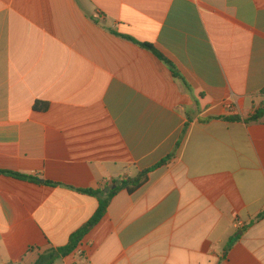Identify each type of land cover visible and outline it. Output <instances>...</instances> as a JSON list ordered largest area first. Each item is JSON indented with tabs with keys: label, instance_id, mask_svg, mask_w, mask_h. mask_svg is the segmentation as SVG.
<instances>
[{
	"label": "crops",
	"instance_id": "obj_1",
	"mask_svg": "<svg viewBox=\"0 0 264 264\" xmlns=\"http://www.w3.org/2000/svg\"><path fill=\"white\" fill-rule=\"evenodd\" d=\"M263 88L264 0H0V264H264Z\"/></svg>",
	"mask_w": 264,
	"mask_h": 264
},
{
	"label": "trees",
	"instance_id": "obj_2",
	"mask_svg": "<svg viewBox=\"0 0 264 264\" xmlns=\"http://www.w3.org/2000/svg\"><path fill=\"white\" fill-rule=\"evenodd\" d=\"M128 39L134 41L133 39H131L129 37H128ZM138 44L142 48L152 52L155 55H157L162 61H164L169 66L174 79H176L178 82H180L182 85H184L188 91L191 90L189 85L186 83V81L180 75L179 71L176 69V67L171 62H169L162 55H160L151 45L146 44V43H138ZM262 93L264 94V88L262 89ZM48 107L49 106H48L47 103H44L43 105H41L40 103H37L35 105V109L47 110ZM263 117H264V104H263L261 109L256 111V113L251 115L248 119L244 120V122H246L247 124L257 123V122L261 121L263 119ZM220 119L226 120L228 122H242L243 121V119L240 116H238V115L229 116V117H221ZM173 156L174 155H169L167 158L163 159L154 168L148 169V170H145V171L141 172L134 179L125 180V181H114L113 185L116 186V187L114 189H112L107 194L105 199L100 200L99 208H98L96 214L94 215V217L87 224H85L81 229H79L76 233H74L71 236L69 244L66 247H64V248L59 249L57 251V255L58 256L59 255L60 256H67L70 253H72L78 247V245L82 242V240L98 225V223L105 216L106 211H107L108 206H109V203H110V200L119 191L127 190L129 193L135 192L137 189L142 187L147 182L149 174L154 169H157V168H159L161 166H164V165L168 164L172 160ZM0 174L10 175V176H13L15 178L22 179V180L31 179L29 177H26V176H23V175H19V174H15V173H10V172H2V171H0ZM49 184L52 185L51 183H49ZM80 192H82V193H84L86 195H89V196H93V197H98L99 195H101L103 193L100 190H90V189L81 190ZM263 217H264V214H260L256 218V220H260ZM49 258L50 257H48V256H41L40 259H39V264L47 263ZM51 258H53V255L51 256Z\"/></svg>",
	"mask_w": 264,
	"mask_h": 264
}]
</instances>
